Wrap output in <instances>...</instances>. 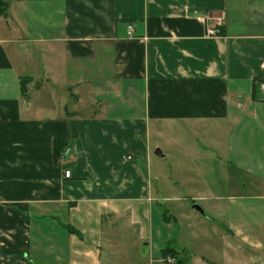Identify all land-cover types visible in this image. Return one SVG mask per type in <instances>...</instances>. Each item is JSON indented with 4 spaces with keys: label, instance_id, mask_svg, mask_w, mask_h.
<instances>
[{
    "label": "crops",
    "instance_id": "crops-1",
    "mask_svg": "<svg viewBox=\"0 0 264 264\" xmlns=\"http://www.w3.org/2000/svg\"><path fill=\"white\" fill-rule=\"evenodd\" d=\"M3 1L0 264H167L149 168L167 156L151 137L173 127L224 149L244 183L206 197L210 214L178 198L192 204L177 238L215 257L170 248L183 264H264V0Z\"/></svg>",
    "mask_w": 264,
    "mask_h": 264
},
{
    "label": "rangeland",
    "instance_id": "rangeland-1",
    "mask_svg": "<svg viewBox=\"0 0 264 264\" xmlns=\"http://www.w3.org/2000/svg\"><path fill=\"white\" fill-rule=\"evenodd\" d=\"M260 102L264 103V99L260 98ZM184 128L189 129L188 126H184ZM218 130L222 133V136H214L213 138L221 140L220 142L224 145L226 133L222 127H219ZM166 131H169L170 134L160 139L156 136H152L151 142L163 148L167 156L165 159L153 157L152 163H150L151 167L149 168L152 177L156 178L155 175L159 176L158 184L159 187L162 188L163 198H166L161 205L159 204L162 212L165 211L169 219V222H165L163 228L164 238L168 240L164 248L173 247L180 252L185 249L188 252V256L198 254V257L200 255L203 257H215L205 253L203 238H199L198 244L194 245H192L189 239L184 240L177 238V234H184L183 229L189 224V218L186 217L187 214L185 211L189 209L192 204L190 199H186L182 202V206H180L181 201H178V198H196L197 204H201L202 209L204 208L207 214H210L211 210L209 207L215 203H218L219 206L221 202L215 199L205 200L206 197H227L228 194L237 190L238 184L241 185V183L244 182H242L238 173L231 172L227 169L225 161L218 159L221 156L225 157L224 149L219 148L218 151L215 149L210 151V148L206 147V144L208 145L206 141L208 137L202 134L196 136L190 135L188 132L187 135H183L182 131L178 132L174 130V127ZM173 131H175V133H173ZM177 140L180 142L178 143ZM211 154H213L212 165L207 162ZM155 185L157 186V183L154 182V186ZM173 197H177V199L172 201L173 199L171 198ZM185 205L187 209L182 208ZM173 217L178 221V226L180 228L175 225L172 219ZM199 233L201 232L198 231V234ZM201 235L202 234H199V236ZM175 237L177 243L173 241ZM139 250L142 257H146V255L155 256L158 254L160 256V253H158V251L156 252V249L149 252L148 247H140Z\"/></svg>",
    "mask_w": 264,
    "mask_h": 264
},
{
    "label": "trees",
    "instance_id": "trees-1",
    "mask_svg": "<svg viewBox=\"0 0 264 264\" xmlns=\"http://www.w3.org/2000/svg\"><path fill=\"white\" fill-rule=\"evenodd\" d=\"M7 10V3L3 0H0V16H5V12ZM261 81V80H260ZM25 84L24 81H22V84ZM67 146V138L63 136L56 137L53 141V156L54 160L57 161L62 157V153L64 148ZM66 230L70 233L75 232L71 227L67 226ZM161 256L166 259L168 257H171L175 259L176 264H183V260L179 257L178 253L171 249L170 247H167L161 251ZM174 263V264H175Z\"/></svg>",
    "mask_w": 264,
    "mask_h": 264
},
{
    "label": "built area",
    "instance_id": "built-area-1",
    "mask_svg": "<svg viewBox=\"0 0 264 264\" xmlns=\"http://www.w3.org/2000/svg\"><path fill=\"white\" fill-rule=\"evenodd\" d=\"M199 22L202 23L203 25H206V22L203 20H199ZM132 32H133L132 26H128V35H131ZM206 34L208 36L215 37V36H218L220 34V31L216 27H206ZM258 88H259V92L261 94V97L264 99V81L258 83ZM70 151H71V148L65 147L63 150V153H62V157L59 160L63 161L66 157L70 156ZM69 176H70V171L65 170L64 171V177L69 178ZM166 263L167 264H174L175 259L168 257L166 259Z\"/></svg>",
    "mask_w": 264,
    "mask_h": 264
},
{
    "label": "water",
    "instance_id": "water-1",
    "mask_svg": "<svg viewBox=\"0 0 264 264\" xmlns=\"http://www.w3.org/2000/svg\"><path fill=\"white\" fill-rule=\"evenodd\" d=\"M155 155L158 156V157H161V153H160V150H155ZM194 208L199 211V212H202V210L198 207V206H194Z\"/></svg>",
    "mask_w": 264,
    "mask_h": 264
}]
</instances>
